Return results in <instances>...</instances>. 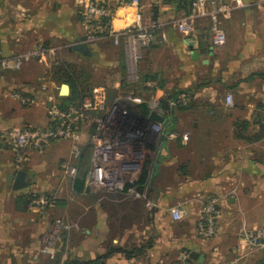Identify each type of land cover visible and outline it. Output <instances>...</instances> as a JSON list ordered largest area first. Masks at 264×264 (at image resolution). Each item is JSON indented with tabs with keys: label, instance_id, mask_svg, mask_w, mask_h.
<instances>
[{
	"label": "crops",
	"instance_id": "0c3cea01",
	"mask_svg": "<svg viewBox=\"0 0 264 264\" xmlns=\"http://www.w3.org/2000/svg\"><path fill=\"white\" fill-rule=\"evenodd\" d=\"M137 1L149 4V0ZM243 1V7L222 21L227 34L222 46L187 38L172 28V71H162L164 65L155 59L166 40L152 45L150 62L136 84L151 93V99L172 100V108L167 105L171 122L149 146L136 186L138 197L114 190L89 191L86 183L77 190L72 184L73 227L78 229L72 252L77 263L176 264L178 255L188 251L191 264H264V248L248 250L243 233L244 227L264 228V0ZM180 14L181 8L172 3V17ZM124 16L115 21L117 29L131 24L135 10H127ZM205 26V21L200 22L199 36ZM82 39L73 0H0V58L40 43L68 44L72 60L90 63L92 71L109 65L113 66L109 71H122L107 61V49L119 47L100 41L89 45L92 55L88 56L73 49ZM100 46L103 52L98 51ZM191 47L199 59H194ZM61 63L71 64L66 59L34 65L46 69L51 79L50 72ZM25 72L24 84L18 79L9 85L0 80V150L7 144L2 135L8 128L49 124L48 93L41 91L39 76L38 83H33L34 72ZM110 75L103 86L118 93L123 79L118 72ZM18 90L37 98L33 108L22 110L11 94ZM228 94L233 95L232 106L226 104ZM70 95L71 87L67 96L60 97ZM3 100H8L5 108ZM144 105L137 107L139 112L145 113ZM90 132L86 128L82 134L84 156L91 155ZM71 145L62 141L31 152L24 170L29 177H45L38 187L50 191L55 204L70 203L63 194L72 179L65 171ZM89 167L90 157L87 171ZM210 198L219 200L223 216L218 234L203 240L197 222L203 203ZM147 201L155 203V208L147 209ZM176 207L184 212L182 221L172 219L171 210Z\"/></svg>",
	"mask_w": 264,
	"mask_h": 264
},
{
	"label": "built area",
	"instance_id": "2783aa9c",
	"mask_svg": "<svg viewBox=\"0 0 264 264\" xmlns=\"http://www.w3.org/2000/svg\"><path fill=\"white\" fill-rule=\"evenodd\" d=\"M75 11L82 25L81 43L88 45L100 41H109L116 47H123L127 59L129 79L138 80L137 66L142 51L156 43L163 42L161 21L157 12L172 11V3L181 8L179 16L170 17L166 24L187 38L210 42L214 46L226 44L227 34L222 21L228 19L237 9L243 7V0H149L143 5L137 0H73ZM135 10L136 16L131 24L117 29L115 21L125 19L127 10ZM207 26L203 34H197L200 22ZM62 46H48L40 43L24 53L0 58V66L4 70L19 71L30 61L51 64L59 61L57 54ZM48 74L40 79V88L47 94L49 108V124L47 127H25L10 129L2 135L4 141L14 150L18 164L28 161L31 152L44 151L53 143L71 141V160L65 164L69 177L75 178L84 157L82 134L90 128L91 145L90 167L87 184L93 191L114 190L138 197L136 186L144 170L149 146L157 135L164 133L166 124L171 122L168 109L162 101L151 99L148 102L132 100L131 95L118 96L109 102L110 86H95L91 95L83 96L78 102L61 109L55 102L51 91ZM13 97L23 105H34L38 101L35 96L21 92L13 93ZM228 106L233 105V97L225 98ZM169 109L172 100H167ZM147 104L148 111L141 113L137 107ZM156 111L163 116L164 123L152 122L151 112ZM56 198L45 193L33 195L30 207L44 213L54 207ZM149 209L155 203L147 201ZM172 219L182 221L184 212L176 207L171 210ZM223 216L221 204L217 198H210L203 203L200 218L197 222L198 235L203 240L214 238L219 232V224ZM244 240L247 248L254 251L264 248V228L248 229L244 227ZM176 264H191L190 252L182 251ZM230 264H235L234 262Z\"/></svg>",
	"mask_w": 264,
	"mask_h": 264
},
{
	"label": "rangeland",
	"instance_id": "374dc122",
	"mask_svg": "<svg viewBox=\"0 0 264 264\" xmlns=\"http://www.w3.org/2000/svg\"><path fill=\"white\" fill-rule=\"evenodd\" d=\"M157 15L164 23V26L161 27V34L165 37L166 43L163 42V44L160 45L161 47H159L160 49L156 50V54L159 57H155V59L158 58L160 65H164L161 68L162 71H172V41L170 39L172 38V27L166 24L170 17H172V11L157 12ZM58 46H62V50L57 54L59 61L64 62L67 59L72 65L79 69H82L83 67L87 68L86 70L88 71H77L81 77L85 79L87 87L103 86L107 78L111 79L110 77L112 76L110 74L118 72V77H122L123 79V88L118 93H121V95H131L132 100L135 101L142 100L148 102L152 98L151 93L144 92L137 86L135 80L129 79V76L132 75V73L128 70L127 59L123 47L114 49L108 48L106 51L108 57L107 61H112L113 65L116 66V68L114 67L115 70L119 68L122 71H109L113 69L112 65H109L110 67H102L99 71H92L91 67H93V65L91 66L90 63L76 62L75 60H72L68 54L69 49H72L71 46L69 47L68 44H61ZM153 47L145 48L142 51V56L137 66L136 75L138 78L141 76L142 68L150 62L148 59L150 53L149 50ZM100 48L101 49H98V51L103 52L104 47L102 48V46H100ZM28 49L29 48H24L20 53H24ZM35 62L37 61L26 63L21 70L16 72L0 69V80L4 83L7 82L9 85L10 82L18 79V81L24 84L26 82L24 77L27 75V72L25 71H33L34 78L31 82L38 83L37 76L42 78L46 74V69L43 70V68L39 66L35 67ZM50 75L51 82H55L54 85L51 84V91L53 90L52 88H55V91L51 94L54 95L55 102L59 104L61 99L59 89L61 83H63L62 80L64 74H62V71H56L55 73L52 71V74L50 72ZM18 91L25 95L27 93L22 90ZM13 93L11 92L12 95ZM118 93L113 90L110 91L108 94L109 102L116 99V97L119 96ZM3 94L10 95V92L4 91ZM166 98L167 97H164L163 99ZM3 101L4 102L1 103L5 108L7 107L8 100ZM20 104L23 111L24 109L28 110L33 108L35 105ZM43 110L46 113L48 112L47 103L43 104ZM22 128L25 127H15L13 129ZM10 129H12V127L8 128L6 131ZM89 157L90 156L86 153L80 163L77 176L75 178L71 177V181L68 182L67 187L65 188L66 192L63 195L68 197L66 200L70 202L69 205H67L68 203L66 205L57 203L54 207L46 209L44 213L30 207L29 213H19L15 210V200L18 195L24 193H29L31 196L35 193L36 195L40 193L48 195L52 194L45 189H39L38 183L46 180L45 177L41 175L38 177L28 176L27 187L21 191H15L13 189V183L9 181V176L16 174L18 171L26 170L27 161L18 164L14 150L8 143L4 144L0 150V264H65L70 261H75L76 258L74 257L72 249L74 246V233L78 229L73 227V206L72 201L70 200L73 191L71 186L74 185V188L76 189V183L79 180H82L87 184ZM37 162H39V165L42 161L39 160ZM44 162L46 161L44 160ZM47 163L52 164L53 162L47 161ZM87 187L89 191H93L88 184ZM63 212H65V215ZM31 218L33 220H31ZM58 219H60V223H57Z\"/></svg>",
	"mask_w": 264,
	"mask_h": 264
},
{
	"label": "trees",
	"instance_id": "16d2710c",
	"mask_svg": "<svg viewBox=\"0 0 264 264\" xmlns=\"http://www.w3.org/2000/svg\"><path fill=\"white\" fill-rule=\"evenodd\" d=\"M56 71H62L63 75V83L68 84L71 87V95L68 98H61L59 102V107L61 109H66L69 105L74 104L79 101L81 97L91 95L92 89L95 86L87 87L86 81L81 77V75L77 71H85V69H79L76 66L69 64V63H61L53 68V73ZM167 100L162 101V106L165 109L167 108ZM146 111H148L146 104L144 105ZM84 186V182L79 180L76 183L77 190H81ZM33 195L29 193H24L19 195L15 200V210L19 212H27L30 209V204L32 201ZM65 264H79L75 261H70ZM89 264V263H85Z\"/></svg>",
	"mask_w": 264,
	"mask_h": 264
},
{
	"label": "water",
	"instance_id": "95a60500",
	"mask_svg": "<svg viewBox=\"0 0 264 264\" xmlns=\"http://www.w3.org/2000/svg\"><path fill=\"white\" fill-rule=\"evenodd\" d=\"M83 41L85 40V37L82 39ZM75 51L80 52L84 55H92L91 48L88 44L86 43H81L73 48ZM191 50L193 51V56L194 59H199V53L194 51V48L191 47ZM70 91V86L67 84L62 85L61 90H60V95L61 96H67ZM150 120L152 122H160L164 123L165 119L163 116L159 115L156 111L151 112L150 114ZM27 178L28 174L25 171H18L16 174H12L9 176V181L13 183V189L15 191H21L27 187Z\"/></svg>",
	"mask_w": 264,
	"mask_h": 264
}]
</instances>
